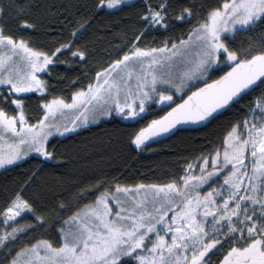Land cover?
Here are the masks:
<instances>
[{
	"label": "snow or ice",
	"instance_id": "snow-or-ice-1",
	"mask_svg": "<svg viewBox=\"0 0 264 264\" xmlns=\"http://www.w3.org/2000/svg\"><path fill=\"white\" fill-rule=\"evenodd\" d=\"M31 7H16V33L0 23V169L32 153L40 160L0 209V264H264V0H144L136 13L139 27L70 97L52 93L45 77L59 63L87 60L76 38L94 15L132 5L94 0L92 14L51 47L33 45L28 33L50 22L46 12L29 19ZM4 11L0 4V19ZM183 24L178 35L144 43L150 32ZM257 28L258 37L235 46L238 34ZM221 67L228 70L212 79ZM256 89L222 142L209 141L184 158L166 182L100 177L47 211L24 196L42 167L64 159L50 137L74 134L103 117L141 121L153 102H168L167 112L131 134L143 150L178 125L211 122ZM35 94H41L40 114L33 121L27 105ZM29 214L32 220L18 223Z\"/></svg>",
	"mask_w": 264,
	"mask_h": 264
},
{
	"label": "trees",
	"instance_id": "trees-1",
	"mask_svg": "<svg viewBox=\"0 0 264 264\" xmlns=\"http://www.w3.org/2000/svg\"><path fill=\"white\" fill-rule=\"evenodd\" d=\"M152 2L156 3L157 0ZM172 2L179 5L184 0H172ZM193 2L215 3V0H193ZM93 3L94 0H0V4L5 9L0 23L4 25L5 32L16 33L19 24L16 19V7L20 4L32 6L31 11L27 12L29 19H36L46 12L50 23H45L44 27H38L28 34L33 37V45L51 47L54 42L70 37L71 28L76 26L80 17L92 14ZM143 3L144 0H134L129 3L132 7L120 11L110 10L111 14L100 12L94 15L83 33L76 38V46L86 48L88 51L87 60L83 64L76 62L71 65L57 64L52 74L45 77L50 81L51 92L70 97L75 88L82 84L86 85L88 78L94 76L101 65L110 62L114 51L124 43V37L130 34L131 30L139 27L136 23V13L140 11ZM59 21L65 23L72 21V24L64 27ZM186 28L187 25L183 24L177 25L169 32H150L145 37L144 43L149 44L154 39L158 44L166 37L178 35ZM61 29H63L62 33ZM261 31V28H257L252 32L238 34L235 46H246L249 37H258ZM67 55L69 54L62 55L60 60L63 61ZM226 70V67H221L219 71L212 73L211 78L215 79ZM198 86L200 84H196V87ZM260 91L261 89H256L248 93L233 107L217 115L205 126L177 130L167 138L147 143V147L143 150L137 149L131 143V134L147 121L162 116L168 110L165 105L153 102L150 111L144 114V119L141 121L124 120L118 116L107 117L77 130L74 134L52 138L51 142L56 145L58 155H62L64 159L49 162L42 167L33 178L32 184L24 191V196L34 202L41 211H47L61 199L70 200L73 192L94 183L100 177H118L121 183L128 184L166 182L167 175L178 169L184 163V158L190 159L198 155L201 150L208 147L209 141L213 144L222 142L230 125L241 116V111ZM187 94V92L183 93V95ZM38 96V94L31 96L27 105V112L33 121L40 114ZM48 98L51 96L49 95ZM176 102H179V99ZM39 162L37 155H30L16 166L0 170V209L6 205L9 193L20 189L25 177L31 174ZM93 198L90 196L82 199L76 207ZM68 213L69 210H66L64 214ZM32 219L33 216L29 214L23 219H18V223ZM32 235L39 238L38 234H29L30 237Z\"/></svg>",
	"mask_w": 264,
	"mask_h": 264
},
{
	"label": "water",
	"instance_id": "water-1",
	"mask_svg": "<svg viewBox=\"0 0 264 264\" xmlns=\"http://www.w3.org/2000/svg\"><path fill=\"white\" fill-rule=\"evenodd\" d=\"M227 70H228V69H227ZM227 70H226V71H227ZM221 75H222V74H221ZM200 86H201V85H200ZM200 86H198V87H200ZM177 103H179V102H177ZM208 123H209V122L205 121V122H201V124H198V125H192V124H181V125H178V126L176 127V129H174V130H170L169 133L161 134V135L158 136V137H153V138H151V139H150V142H151V141H154V140H158V139L167 138V137L173 135L177 130L199 128V127H203V126H205V125L208 124ZM147 143H149V142H146V144H147Z\"/></svg>",
	"mask_w": 264,
	"mask_h": 264
},
{
	"label": "rangeland",
	"instance_id": "rangeland-1",
	"mask_svg": "<svg viewBox=\"0 0 264 264\" xmlns=\"http://www.w3.org/2000/svg\"><path fill=\"white\" fill-rule=\"evenodd\" d=\"M132 1H134V0H125V2L126 3H130V2H132ZM38 95H40V94H38ZM179 95H181L180 93H177L176 94V96H179ZM166 104H168V102H161L160 104H158V105H166ZM104 118H107V117H103V118H101L100 120H102V119H104ZM124 120H134V119H124ZM99 121V120H98ZM98 121H96V122H98ZM96 122H94V123H96ZM90 124H93V123H89L88 125H90ZM85 126H87V125H85ZM84 126V127H85ZM83 128V127H82ZM79 130V129H78ZM57 137H61V136H57ZM50 140L52 139V137H50L49 138ZM30 155H37V154H35V153H32V154H30ZM26 158V157H25ZM18 163V162H17ZM1 170V169H0ZM206 190V189H205Z\"/></svg>",
	"mask_w": 264,
	"mask_h": 264
}]
</instances>
